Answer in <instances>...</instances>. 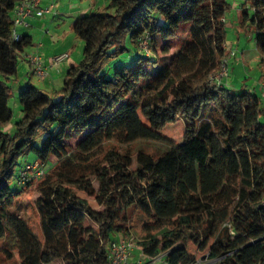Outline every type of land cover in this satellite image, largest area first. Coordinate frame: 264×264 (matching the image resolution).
Returning <instances> with one entry per match:
<instances>
[{
    "label": "trees",
    "instance_id": "trees-1",
    "mask_svg": "<svg viewBox=\"0 0 264 264\" xmlns=\"http://www.w3.org/2000/svg\"><path fill=\"white\" fill-rule=\"evenodd\" d=\"M21 1L0 0V255L11 259L15 248L18 264H110L109 244L120 234L166 264L195 260L187 240L206 249L208 264H264V105L252 91L209 78L226 56L227 0H109L104 9L112 12L76 17L70 30L83 42L81 58L53 92L22 86L21 116L5 128L7 79L31 44L28 35L11 34ZM241 6L239 24L254 29L264 80V0ZM184 23L189 37L148 76L145 66L158 61L155 35L176 34ZM145 36L152 54L139 45ZM129 45L142 54L127 56L109 77L107 64ZM247 111L258 119L248 121ZM177 117L181 142L167 140L158 152L131 148L136 140H165L159 130ZM26 153L46 172L18 185L17 158ZM28 190L36 194L39 234L12 209Z\"/></svg>",
    "mask_w": 264,
    "mask_h": 264
},
{
    "label": "rangeland",
    "instance_id": "rangeland-1",
    "mask_svg": "<svg viewBox=\"0 0 264 264\" xmlns=\"http://www.w3.org/2000/svg\"><path fill=\"white\" fill-rule=\"evenodd\" d=\"M77 1V0H76ZM100 6L98 9L104 12H112V9L106 8L104 9L105 5H107L108 2H98ZM227 3L229 5L228 10L225 13V46L227 47V51L230 50L234 51L235 55H231L227 60V70L228 74L224 77V79L227 81H231V83H234L233 88L239 90L241 88H245L249 91H252L258 95L260 98V102L262 105H264V87H261V84H264V80H260V67H259V54L257 52L256 46H255V33L253 27H251L249 24L247 25H240L237 21V18L235 16L234 9H231L230 6V0H227ZM86 13V12H85ZM84 13V14H85ZM81 15V14H78ZM191 24L190 23H184L180 25L179 31L176 34L171 35H162V34H156L155 35V43L152 46L155 56L157 58L156 63H152L150 65L145 66V72L148 74V76H151L153 72L156 70L155 67H158L160 65L165 64L168 59L171 57V55L177 50L179 47V44L182 40L189 37ZM79 40V45L76 47L74 44V53L70 56V61L72 63H77L79 59L82 56V50H83V42L81 39ZM128 52L122 54L115 60L110 61L105 70L107 72V75L111 77L114 73L115 66L123 64L124 59L128 56L129 61H134L138 55L142 53L135 52V49L129 45ZM240 59L238 58L241 54ZM111 75V76H110ZM9 83V82H7ZM13 84V83H12ZM12 84L10 85L12 87ZM257 87L255 88V85ZM233 85V84H232ZM36 86V85H35ZM38 87V86H37ZM18 95L19 90L17 91H11L10 97L8 99V105L12 109V119L11 124L18 120L21 114L20 111V104L18 101ZM141 120L144 123H148L147 119L141 114V112H138ZM249 111L246 112V118L249 121ZM183 130H184V121L181 117H177L174 121L168 122L163 128L159 130V133L165 137V140H136L132 142L131 148L135 150L137 147H145L150 152H158L159 150L166 149L169 146V142L167 140H170L172 142H181L183 137ZM43 137V135H42ZM78 137L74 134H71L70 137L67 139V142L70 145H73L77 141ZM34 158V155L32 153H26L22 154L17 158L18 164H23L26 160H32ZM55 158L50 157V163H54ZM20 165V166H21ZM19 165L16 166V171L20 167ZM11 185H13L11 183ZM31 186H34L32 184ZM31 186L30 189H31ZM77 195L84 197L88 200L89 204L92 206H96V203L94 199L91 196H88L86 193L80 190H76ZM36 194L32 190H28V192L23 193L19 197V203L12 207L13 211L23 215L27 221L29 226L32 228L34 232L37 234L40 233L39 231V217L37 215V212L33 206L34 200H35ZM138 227V226H137ZM139 230V228H138ZM0 240V244H1ZM10 244H13L14 239L11 235L9 237ZM134 242H132L133 245ZM186 248L194 253L195 260L190 264H208L211 262V259L207 256L206 249L204 250H198L197 246H195L190 240H187ZM14 250V256L11 259H5L3 256L0 255V264H18V252L17 249ZM144 264H165L163 259L160 255L155 256L153 258H143ZM44 264H64L62 260L56 259V260H49L45 262Z\"/></svg>",
    "mask_w": 264,
    "mask_h": 264
},
{
    "label": "crops",
    "instance_id": "crops-1",
    "mask_svg": "<svg viewBox=\"0 0 264 264\" xmlns=\"http://www.w3.org/2000/svg\"><path fill=\"white\" fill-rule=\"evenodd\" d=\"M99 1L109 2V0H41L40 6L48 7V13L40 15L32 14L24 18L27 23L17 25L16 30L20 35H28L31 38V44L24 48L19 58L17 71L14 75L7 79L8 84L11 85V91H17L22 86L31 83L47 92H53L58 89L63 81V75L66 69L75 63L70 61V56L74 53V44L77 47L79 40L70 30L71 22L78 16V14L88 13L96 10L100 6ZM231 9H234L235 16L238 23L240 22L241 0H230ZM226 22V18L224 17ZM255 33V32H254ZM226 54L228 53L225 46ZM68 52V56L59 63H51V58L59 53ZM241 51L239 55H242ZM25 53H33L40 56L43 66L46 69L47 75L44 79H40L34 72L30 62L24 58ZM223 83L227 81L223 78ZM228 86H234V83L228 81ZM233 84V85H232ZM258 84L255 85V88ZM264 87V84H261ZM264 90V89H262ZM264 92V91H262ZM21 116V114H20ZM250 119H258L255 112L249 113ZM9 123L5 128H10ZM4 128V129H5ZM123 238L122 235H115V239ZM161 256V255H160ZM143 258L145 256L141 253L140 248L133 243L129 256V264H144ZM166 264V263H165Z\"/></svg>",
    "mask_w": 264,
    "mask_h": 264
},
{
    "label": "built area",
    "instance_id": "built-area-1",
    "mask_svg": "<svg viewBox=\"0 0 264 264\" xmlns=\"http://www.w3.org/2000/svg\"><path fill=\"white\" fill-rule=\"evenodd\" d=\"M41 0H22L19 2L13 10V27L11 34L13 39H18L20 34L17 32L16 27L20 24H27L24 18L32 14L40 15L42 13H48L50 9L48 7L40 6ZM225 21L224 18H222ZM148 37L145 36L140 41V46L146 50L147 54H152V51L148 45ZM231 55H235L233 50H230L221 61L220 69L214 74L210 75V79L218 84L223 83L222 79L227 76V60ZM26 58L32 65L33 72L40 78L44 79L47 75L46 69L42 64L40 56L33 53H25ZM68 56V52H62L54 55L51 58V63L56 64L64 60ZM46 172L44 163L39 160L25 161L17 170L14 181L18 185H25L27 183H35ZM132 241L126 239L113 240L109 244V263L110 264H129V256L131 252Z\"/></svg>",
    "mask_w": 264,
    "mask_h": 264
}]
</instances>
